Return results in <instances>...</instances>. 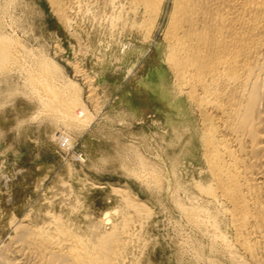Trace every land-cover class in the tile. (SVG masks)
Wrapping results in <instances>:
<instances>
[{"label":"rangeland","instance_id":"obj_1","mask_svg":"<svg viewBox=\"0 0 264 264\" xmlns=\"http://www.w3.org/2000/svg\"><path fill=\"white\" fill-rule=\"evenodd\" d=\"M56 1L0 0V36L15 41L17 56L0 68V245L14 233L13 217L41 225L60 216L82 231L118 233L114 264H255L225 204L201 192L208 171L199 116L166 60L172 0L151 37L129 0L112 8ZM46 63L58 99L77 93L76 115L51 110L60 100L30 84ZM191 207L206 219L193 222Z\"/></svg>","mask_w":264,"mask_h":264},{"label":"bare ground","instance_id":"obj_2","mask_svg":"<svg viewBox=\"0 0 264 264\" xmlns=\"http://www.w3.org/2000/svg\"><path fill=\"white\" fill-rule=\"evenodd\" d=\"M168 1H128L133 13L143 17L137 26H148V37L162 26ZM102 3L112 8L115 0ZM164 40L173 86L199 116L195 133L208 171V183L200 185L201 192L210 202L225 204L238 246L252 262L264 264L253 241L258 236L264 240V0H172ZM15 57V41L0 36V68L14 65ZM50 69L49 64H42L38 75L33 72L30 84L42 85L48 96L54 94L60 100L50 109H60L67 118L76 115V91L71 101L65 95L58 99L57 86L45 79ZM195 207L186 208L187 213L193 222L201 223L203 214L198 211L202 209ZM59 217L41 225L13 217L14 233L0 245V264H114L120 253L118 233L107 234L97 226L82 231Z\"/></svg>","mask_w":264,"mask_h":264}]
</instances>
